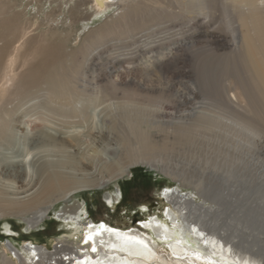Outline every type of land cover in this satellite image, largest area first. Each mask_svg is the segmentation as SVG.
<instances>
[{
  "label": "rangeland",
  "instance_id": "1",
  "mask_svg": "<svg viewBox=\"0 0 264 264\" xmlns=\"http://www.w3.org/2000/svg\"><path fill=\"white\" fill-rule=\"evenodd\" d=\"M152 1L122 0L118 8L75 23L66 11L46 16L49 5L45 1L40 8L36 0H0V36L6 35L0 39L7 42L2 64L19 52L14 67L21 71L23 63L36 61L35 46L48 42L61 49L58 70L81 73L78 85L83 95L78 106L89 108L78 118L62 121L65 126L78 122L79 148L70 146V151L78 152L82 162L92 161L87 172L98 183L80 189L68 202L55 203L28 233L25 228L34 220L35 208L25 214L2 213L0 245L33 239L51 246L61 234H79L74 219L58 216L74 203L84 204L83 217L107 219L124 228L133 225L132 213L141 204L148 206L146 212L159 213L163 190L179 188L216 209L219 222L235 225L233 238L240 236L235 246L262 251L254 241L264 239V224L260 226L264 210L255 205L264 202V89L246 47V39L253 34L249 29L252 7L239 0ZM31 90L27 97L14 101L22 105L17 104L13 115L31 121L29 132L18 121L14 128L19 133L27 131L28 138L21 132L11 143L0 141V164H10L11 174L19 169L11 163L16 159L13 155L21 153L23 144L33 146L44 128L34 120L45 89ZM234 91L242 94L240 98L233 96ZM32 110L37 114L30 115ZM92 110L98 117L90 131ZM132 121L155 141L167 138V143L160 142L164 144L157 149L143 148L132 133ZM48 146L51 149L46 152ZM48 146H39V153L35 150V162L42 163L48 152L52 158L63 155ZM110 162L118 164L116 170L104 166ZM8 179L6 185L24 184L13 175ZM219 183L229 187L232 206L203 191L204 185ZM6 224L14 232L11 238L4 234ZM71 240L76 246L78 240ZM1 251L0 264H8Z\"/></svg>",
  "mask_w": 264,
  "mask_h": 264
},
{
  "label": "bare ground",
  "instance_id": "2",
  "mask_svg": "<svg viewBox=\"0 0 264 264\" xmlns=\"http://www.w3.org/2000/svg\"><path fill=\"white\" fill-rule=\"evenodd\" d=\"M41 1H45L49 5L48 11L45 12L46 16H49L50 13L55 14L56 12L66 11L73 15V18L69 17L75 23L84 19H91L92 16H99L101 12L106 11L110 7L117 6L118 8L121 6L120 3H122V0H36L38 7ZM239 1L248 2L250 7H252L249 15L251 24L249 29L253 31V34L246 39V47L258 76L263 79L264 89V26L262 23L264 0ZM151 2L153 1L151 0ZM40 8H42L41 5ZM5 36L0 37L3 38ZM27 41H25V44ZM3 42L0 46V66H2L0 77V141L11 143L18 135L22 134L21 132H23L22 136L26 137V135H29V133L24 132L28 131V125L31 121L25 122L23 119L13 117L18 110V105H22L18 104L19 102L15 104L14 101L20 96L27 97L32 88L45 89L43 92L44 99L36 104V107L40 109V113L35 116L34 120H39L43 123L44 128L39 134L40 136H37L33 146L23 144L21 153L13 155V157L16 156V159L13 158L10 161L19 167L17 170H12L14 174L10 173L11 170L8 168L10 164L4 163V166L0 164V215L7 212L25 214L35 208L33 211L36 214L33 217L34 220L28 222L29 224L25 228L27 230L25 232L28 233L36 224H39V221L42 220L41 217L55 203L68 202L80 189L93 187L98 184L87 172L92 161L83 159L85 162H82L78 157V152L72 154L70 151V146L79 148L81 130L77 126L78 122H76V125L73 122V124L69 122L65 126L62 121L67 119V117L78 118L79 113L87 107L89 108V106H85L83 110L81 109L82 107L78 106L80 103L79 98L83 95V91H81L82 85H78L81 73L70 74L58 70L59 67L56 68L60 64L62 52L61 49L55 46V43L40 42L37 44L33 51L36 53V61L27 64L25 62L26 59H24L25 69L18 71L14 65L19 62V52L9 56V59H6V62L2 64L4 60L2 49L7 44L6 40H3ZM78 64L81 66L80 63ZM234 92L233 96L236 99L242 95H239L238 91ZM227 103L230 106L232 104L231 101ZM109 105H111V102ZM32 109L35 110L33 107ZM33 110L32 113H29L30 115L37 114L36 112L33 114ZM89 115L91 125L89 130L92 131L96 127V118L98 116L95 111ZM17 121L25 126L23 128L27 131L21 130V134L18 131L15 132L14 128ZM241 121L245 123V121ZM129 124H131L132 133L136 138L138 137V144L140 142L143 148L148 146L157 149L158 145L161 144L160 142L167 143V138L155 141L156 139L146 133L144 128H140V125H136L135 121L129 122ZM29 141L26 142L29 143ZM48 145H51L63 155L57 159L52 158L49 155L51 153L48 152V156L45 159L43 158L42 163L35 162L34 156L39 153L36 149L39 146L47 147ZM47 148L45 151L51 149L49 146ZM35 150L38 152L36 155ZM105 162L107 163V161ZM104 166L108 170H116L118 164L110 162L106 165L104 164ZM12 175L16 176L24 184L22 186L6 185V181H11L8 177H12ZM222 185L219 183L218 186L217 184V188L216 184L214 186L206 184L203 186V191L206 194L211 193V195L217 197L216 199H220L224 205L232 206L233 204L228 199L230 197L229 187H226L227 184ZM162 195L164 203L159 213L146 212L148 211V206L141 204L138 209L140 217L136 220L133 219V225L125 226L124 228L111 224L107 219L97 220L90 218L91 220L86 221L87 215L85 217L82 216V213H86V210L82 212L84 204L74 203L66 212H61L58 216L65 220H68V218L74 219L75 221L72 222L79 234L59 235V237L53 239L57 240L59 247L56 248L55 246V250L51 252L53 244L48 246L46 243H40L32 239L30 242L34 241L40 244V247L42 246V251L38 252L34 248L30 250L21 242L15 245L8 240L0 245V249H2L1 255L4 259L9 260L7 261L8 264H52V259L54 264H65V262L62 263L61 260H58V256L61 254L69 255V253L65 254L63 251L74 247L71 243L72 238L73 240H78L76 246L85 247V251H81V248V252L75 250L78 255L67 260V262L69 261L68 264H264V239H256L254 241V245L262 250L257 253L245 247L235 246L240 237L238 235L237 239L233 238L235 225L219 222L220 213L211 205L205 206L204 203L198 202L196 194L182 192L179 188H174L173 190L166 188L163 190ZM105 198L112 203L113 198L110 194H106ZM262 200L257 202L259 204L256 203V199L254 202L257 207L264 210V202ZM206 217L209 218L206 219ZM84 218L85 221L79 223ZM94 221L103 223L93 225L92 222ZM89 222L90 224H88ZM263 224L261 223L260 226H263ZM4 234L10 238L14 236V232L8 224L4 226ZM54 245H56V242ZM33 254L39 256L37 261L34 260Z\"/></svg>",
  "mask_w": 264,
  "mask_h": 264
},
{
  "label": "built area",
  "instance_id": "3",
  "mask_svg": "<svg viewBox=\"0 0 264 264\" xmlns=\"http://www.w3.org/2000/svg\"><path fill=\"white\" fill-rule=\"evenodd\" d=\"M87 220L86 221H88V220H91L89 217H88V215H87V218H86ZM103 222H98V221H94V222H92V224L93 225H99V224H102ZM88 224H90V222L88 223ZM55 242H56V245H54L55 244ZM22 244H24V245H26V247L27 248H29L30 250H32L33 248L34 249H37V251L38 252H41L42 250V246L40 247V244H38V243H36V242H34V241H32V242H30V241H24V242H21ZM52 244L54 245L53 247H51V250H50V252L51 251H53V250H55L54 249V247L56 246V248H58L59 247V243H57V240H53V242H52ZM81 245H83V244H81ZM81 247H83V246H80L79 245V247H77V246H74L72 249H69V250H67V251H63L65 254L66 253H69V255H63V254H61V255H59L58 256V260L60 261L61 260V262L63 263V262H65V264H68V262H67V260H69L70 258H74V256H76V255H78L77 254V252H75V250H79L80 251V248ZM75 248V249H74ZM85 248V247H84ZM84 248H81V251H85L84 250ZM80 251V252H81ZM84 253V252H83ZM34 255V254H33ZM64 256H65V258H64ZM37 259H39V256L38 255H34V260L35 261H37ZM50 263V262H49ZM51 263L52 264H54V260L52 259L51 260Z\"/></svg>",
  "mask_w": 264,
  "mask_h": 264
},
{
  "label": "water",
  "instance_id": "4",
  "mask_svg": "<svg viewBox=\"0 0 264 264\" xmlns=\"http://www.w3.org/2000/svg\"><path fill=\"white\" fill-rule=\"evenodd\" d=\"M134 216V220H136L137 218L140 217L139 213H138V209L136 210V212L133 214Z\"/></svg>",
  "mask_w": 264,
  "mask_h": 264
},
{
  "label": "trees",
  "instance_id": "5",
  "mask_svg": "<svg viewBox=\"0 0 264 264\" xmlns=\"http://www.w3.org/2000/svg\"><path fill=\"white\" fill-rule=\"evenodd\" d=\"M136 211H133V213H132V216H133V214L135 213ZM134 217V216H133ZM134 219V218H133Z\"/></svg>",
  "mask_w": 264,
  "mask_h": 264
},
{
  "label": "crops",
  "instance_id": "6",
  "mask_svg": "<svg viewBox=\"0 0 264 264\" xmlns=\"http://www.w3.org/2000/svg\"><path fill=\"white\" fill-rule=\"evenodd\" d=\"M98 220V219H97ZM102 220H104V219H102Z\"/></svg>",
  "mask_w": 264,
  "mask_h": 264
}]
</instances>
